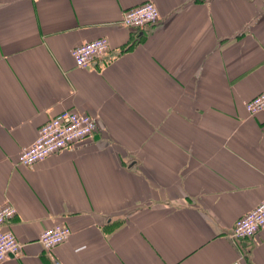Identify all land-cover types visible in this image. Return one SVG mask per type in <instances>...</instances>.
<instances>
[{
	"label": "crops",
	"instance_id": "1",
	"mask_svg": "<svg viewBox=\"0 0 264 264\" xmlns=\"http://www.w3.org/2000/svg\"><path fill=\"white\" fill-rule=\"evenodd\" d=\"M146 2L158 23L122 27ZM106 38L89 69L71 50ZM264 0H0V207L22 246L2 264H264ZM62 111L96 120L73 149L17 164ZM56 224L71 236L38 243Z\"/></svg>",
	"mask_w": 264,
	"mask_h": 264
},
{
	"label": "built area",
	"instance_id": "2",
	"mask_svg": "<svg viewBox=\"0 0 264 264\" xmlns=\"http://www.w3.org/2000/svg\"><path fill=\"white\" fill-rule=\"evenodd\" d=\"M160 16L158 9L152 2H146L138 7L131 8L123 13L121 25L126 29H142L154 26ZM109 42L106 38H99L84 42L71 50V57L77 68L91 69L98 61L107 56ZM249 116L264 112V91L248 101L244 108ZM96 130V120L92 117L62 111L50 118L37 131L35 141L23 148L18 157L17 164L23 167H32L51 155L71 150L73 147L91 136ZM16 215V209L9 204L0 207V264L17 258L21 253V245L15 236L8 231L1 230L5 222ZM264 228V200L236 221L231 239L235 243L249 240L257 236ZM71 229L66 225L56 224L45 230L39 236L38 243L45 252H52L71 236Z\"/></svg>",
	"mask_w": 264,
	"mask_h": 264
}]
</instances>
